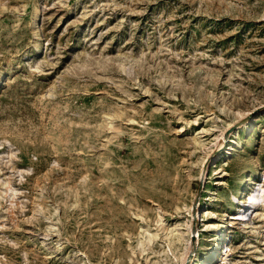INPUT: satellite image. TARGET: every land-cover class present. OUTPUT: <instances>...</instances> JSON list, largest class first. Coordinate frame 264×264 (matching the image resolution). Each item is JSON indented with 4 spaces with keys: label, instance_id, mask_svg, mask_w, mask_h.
Returning a JSON list of instances; mask_svg holds the SVG:
<instances>
[{
    "label": "rangeland",
    "instance_id": "rangeland-1",
    "mask_svg": "<svg viewBox=\"0 0 264 264\" xmlns=\"http://www.w3.org/2000/svg\"><path fill=\"white\" fill-rule=\"evenodd\" d=\"M258 173L264 0H0V264H179L200 185L189 264H264Z\"/></svg>",
    "mask_w": 264,
    "mask_h": 264
},
{
    "label": "bare ground",
    "instance_id": "bare-ground-1",
    "mask_svg": "<svg viewBox=\"0 0 264 264\" xmlns=\"http://www.w3.org/2000/svg\"><path fill=\"white\" fill-rule=\"evenodd\" d=\"M231 127V125H229L227 128H225L224 130H222V132L220 133V136L217 139L218 142H216V144L223 145V140L225 139L226 136H224L225 132ZM239 139H241V137H238ZM200 145V143H198ZM204 145V144H201ZM235 146H240L239 140L237 139L234 143V145L230 146L228 150H233L235 148ZM227 150L228 154L230 153ZM223 156V155H222ZM211 157L212 154H206L204 156V158L202 159V164L200 166L201 169V176H204L205 171L208 168V163L210 162L211 164ZM219 157V156H218ZM228 156H226L225 159H222L221 162L225 163L226 159ZM257 178L258 179H249L248 181H246V186L241 190V192L239 193L240 196H236L234 195L232 198H234V203L233 202V211L231 213H229L228 215L231 216L232 219L235 220H239L241 224L247 225V221L245 220L246 217V212L248 209H250V207L254 210H257L258 208L263 207L264 204V173H258L257 174ZM219 184H225V182L223 180H219L218 181ZM198 208L199 206L194 204H191L190 209H189V214H190V219L187 221V229H186V233H181V237L183 238L184 241V248H183V252L182 254L179 256V264H189V262H191L193 259V257L197 256V252L194 253V255H191L192 252H194L195 250L197 251V240H196V246H195V236L198 239L199 238V233L198 230L192 231V225L194 228V223L196 218L193 217V215H195L194 213L192 214V211H196L198 213ZM206 214H213L212 212H209L208 210L206 211ZM197 215V214H196ZM193 218H194V222H193ZM197 225V224H196ZM208 227H213L214 229H216L215 232V236L213 238V243L211 247H209L208 253L206 252L205 254V258L207 259L209 262V258L210 256H214L216 254V252L218 251V248L220 247V244L222 243V240L225 239V233H224V226L223 225H216V224H208ZM197 227V226H196ZM221 227H223V229H221ZM194 233H196V235H194ZM153 237H155V235H152ZM181 237L177 238L178 240L181 239ZM227 247V246H225ZM231 251V249H229ZM226 255H228V251L226 250ZM227 257V256H226ZM204 259H199L198 264H203ZM206 262V263H207Z\"/></svg>",
    "mask_w": 264,
    "mask_h": 264
},
{
    "label": "water",
    "instance_id": "water-1",
    "mask_svg": "<svg viewBox=\"0 0 264 264\" xmlns=\"http://www.w3.org/2000/svg\"><path fill=\"white\" fill-rule=\"evenodd\" d=\"M201 190H202V186L200 185L199 188H198V191H197V198H196V200L194 202L196 205H197V201H198V198L200 196ZM194 213H195V211H194Z\"/></svg>",
    "mask_w": 264,
    "mask_h": 264
}]
</instances>
